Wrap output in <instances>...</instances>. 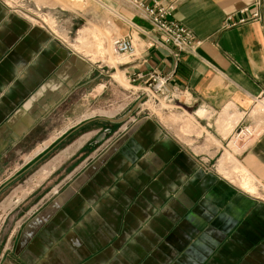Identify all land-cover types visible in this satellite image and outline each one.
<instances>
[{
	"label": "crops",
	"instance_id": "0c3cea01",
	"mask_svg": "<svg viewBox=\"0 0 264 264\" xmlns=\"http://www.w3.org/2000/svg\"><path fill=\"white\" fill-rule=\"evenodd\" d=\"M254 1L158 0L199 42L176 63L141 11L96 0L135 46L132 59L107 65L0 0V192L80 135L29 177L28 219L6 240L14 236L21 263L264 264V133L244 149L226 146L264 96V0L258 21L224 27L242 10L250 15ZM151 72L167 78L173 113L82 118L105 77L141 86L136 76ZM97 122L106 126L92 128ZM225 153L257 192L225 177L230 163L219 171Z\"/></svg>",
	"mask_w": 264,
	"mask_h": 264
},
{
	"label": "rangeland",
	"instance_id": "374dc122",
	"mask_svg": "<svg viewBox=\"0 0 264 264\" xmlns=\"http://www.w3.org/2000/svg\"><path fill=\"white\" fill-rule=\"evenodd\" d=\"M1 1L9 10L26 18L32 24L51 32L56 39L64 42L69 48L85 57L90 55V59L93 61L98 58L103 63L107 62V65H122L128 61L127 58L116 56L111 47L114 39L121 38L119 34L121 21L94 0ZM99 1L112 9L118 6L131 7L125 0ZM85 27H89L90 32L82 36V39L78 41L79 30ZM91 53H95V55H91ZM116 76L119 77V81L115 79ZM112 79L111 85L108 77L103 79V84L106 82V86L102 87L101 96L96 100L97 103L91 104L86 108L83 119L113 118L118 120L123 118L136 102H139L138 111H143V113L150 114L156 118H161L164 115L163 112L173 113V102L167 103L155 95L148 94L145 85L138 86L128 82L119 73ZM99 126L104 127L106 125L103 122H97L92 128ZM79 137L80 135L71 136L66 143L57 146L52 152H42L40 157L47 153L45 158L34 166L32 170L25 172L20 179L15 180L5 190L0 192V264H23L19 261L17 248L13 246L14 236L9 243L6 240L10 233L17 235L28 219L24 212L29 209L31 202L27 203L28 200L24 201V198L28 192L25 191V187H31L29 177L38 173L48 159L57 155V158L60 157V153L68 145L80 143ZM59 138H62V136H59ZM25 167L22 169L17 168L15 173L12 172L13 175L22 173ZM246 176L243 171L237 168L234 161L230 163L229 170H227L225 175L229 181L239 188V184L242 181L248 180V186L254 185L257 192L255 182ZM23 181H26V184ZM21 202L22 204H20Z\"/></svg>",
	"mask_w": 264,
	"mask_h": 264
},
{
	"label": "built area",
	"instance_id": "2783aa9c",
	"mask_svg": "<svg viewBox=\"0 0 264 264\" xmlns=\"http://www.w3.org/2000/svg\"><path fill=\"white\" fill-rule=\"evenodd\" d=\"M131 7L137 11H141L143 18L146 19L151 30L158 35L155 44L168 46L173 49L172 56L174 61H179L181 54H188L199 45L192 34L182 26L171 20L170 14L172 6H161L158 0H149L151 5H146L137 0H125ZM252 12L248 16H244L247 10L239 12V18L233 21L232 18L225 20L224 27L234 28L248 22H255L260 19V1L255 0L252 4ZM151 43L148 47H153ZM113 53L116 56L132 59L136 52L131 37L116 38L111 44ZM136 79L143 80L148 94L155 95L167 103L175 101V94L167 87V78L151 72L147 76H136ZM146 94V92H145ZM147 97V95H145ZM264 133V96L257 98L252 108L246 112L240 122L237 123L235 130L229 136L226 146L244 149L256 142Z\"/></svg>",
	"mask_w": 264,
	"mask_h": 264
},
{
	"label": "bare ground",
	"instance_id": "6f19581e",
	"mask_svg": "<svg viewBox=\"0 0 264 264\" xmlns=\"http://www.w3.org/2000/svg\"><path fill=\"white\" fill-rule=\"evenodd\" d=\"M96 1V0H95ZM99 3V2H98ZM102 6V5H101ZM104 7V6H103ZM114 15V14H113ZM118 75V74H117ZM116 80H118L119 81V77L118 76H116V78H115ZM121 82V81H120ZM145 104V103H144ZM233 159L231 158V156L230 155H228L227 153H225L224 154V156H223V158H222V161H220L221 163H220V168H219V171L220 172H223V170H222V167L224 166V165H226V164H228V163H231V162H233L232 161ZM239 169V168H238ZM241 170V169H240ZM242 171V170H241ZM225 174V173H224ZM239 186H240V188L243 190V191H245V192H248V193H253V191H254V189L252 188V187H250V186H248V182L247 181H242V183H240L239 184Z\"/></svg>",
	"mask_w": 264,
	"mask_h": 264
},
{
	"label": "water",
	"instance_id": "95a60500",
	"mask_svg": "<svg viewBox=\"0 0 264 264\" xmlns=\"http://www.w3.org/2000/svg\"><path fill=\"white\" fill-rule=\"evenodd\" d=\"M139 107V102H136V104L131 108V110L128 112V116L127 117H129L131 114H133L136 110H137V108ZM126 117V118H127ZM125 118V119H126ZM101 119H103V118H101ZM103 120H108V121H110V119H103Z\"/></svg>",
	"mask_w": 264,
	"mask_h": 264
}]
</instances>
